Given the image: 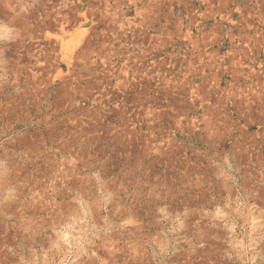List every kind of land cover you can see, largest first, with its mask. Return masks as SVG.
Returning <instances> with one entry per match:
<instances>
[{
	"label": "rangeland",
	"instance_id": "374dc122",
	"mask_svg": "<svg viewBox=\"0 0 264 264\" xmlns=\"http://www.w3.org/2000/svg\"><path fill=\"white\" fill-rule=\"evenodd\" d=\"M0 264H264V0H0Z\"/></svg>",
	"mask_w": 264,
	"mask_h": 264
}]
</instances>
